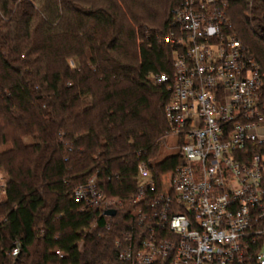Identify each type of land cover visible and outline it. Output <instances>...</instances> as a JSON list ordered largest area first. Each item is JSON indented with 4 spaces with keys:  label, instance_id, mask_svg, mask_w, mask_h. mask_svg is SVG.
<instances>
[{
    "label": "trees",
    "instance_id": "1",
    "mask_svg": "<svg viewBox=\"0 0 264 264\" xmlns=\"http://www.w3.org/2000/svg\"><path fill=\"white\" fill-rule=\"evenodd\" d=\"M176 1L0 0V264H122L113 241L134 229L137 166L171 192L180 160H158L168 95L148 76L170 72ZM227 16L263 75L264 112V0ZM90 177L114 216L73 198Z\"/></svg>",
    "mask_w": 264,
    "mask_h": 264
},
{
    "label": "built area",
    "instance_id": "2",
    "mask_svg": "<svg viewBox=\"0 0 264 264\" xmlns=\"http://www.w3.org/2000/svg\"><path fill=\"white\" fill-rule=\"evenodd\" d=\"M234 1L177 0L171 10L170 72L148 79L168 95L163 114L180 164L169 194L137 166L135 230L113 241L122 264H264L263 75L232 32ZM4 188L0 174V202ZM72 195L83 209H113L95 177ZM19 253L14 241L8 255Z\"/></svg>",
    "mask_w": 264,
    "mask_h": 264
},
{
    "label": "rangeland",
    "instance_id": "3",
    "mask_svg": "<svg viewBox=\"0 0 264 264\" xmlns=\"http://www.w3.org/2000/svg\"><path fill=\"white\" fill-rule=\"evenodd\" d=\"M70 66L73 67L74 63L69 62ZM178 148H177V138L174 135H168L164 139L163 144L160 147L158 160H161L167 156L177 154Z\"/></svg>",
    "mask_w": 264,
    "mask_h": 264
},
{
    "label": "water",
    "instance_id": "4",
    "mask_svg": "<svg viewBox=\"0 0 264 264\" xmlns=\"http://www.w3.org/2000/svg\"><path fill=\"white\" fill-rule=\"evenodd\" d=\"M105 215L114 216L115 215V211L114 210H108V211L105 212Z\"/></svg>",
    "mask_w": 264,
    "mask_h": 264
}]
</instances>
